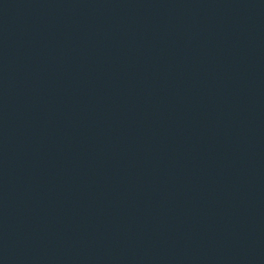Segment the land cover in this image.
Here are the masks:
<instances>
[{
  "label": "water",
  "instance_id": "1",
  "mask_svg": "<svg viewBox=\"0 0 264 264\" xmlns=\"http://www.w3.org/2000/svg\"><path fill=\"white\" fill-rule=\"evenodd\" d=\"M0 264H264V0H0Z\"/></svg>",
  "mask_w": 264,
  "mask_h": 264
}]
</instances>
